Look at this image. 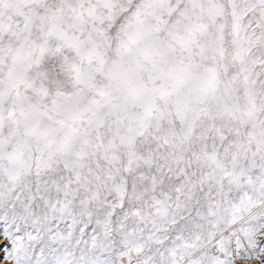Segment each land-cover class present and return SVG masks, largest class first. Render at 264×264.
<instances>
[{"label":"snow or ice","instance_id":"6c2138e0","mask_svg":"<svg viewBox=\"0 0 264 264\" xmlns=\"http://www.w3.org/2000/svg\"><path fill=\"white\" fill-rule=\"evenodd\" d=\"M0 264H264V0H0Z\"/></svg>","mask_w":264,"mask_h":264}]
</instances>
